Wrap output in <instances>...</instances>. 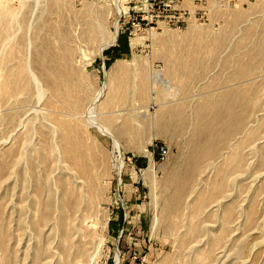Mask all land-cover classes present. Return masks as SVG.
Masks as SVG:
<instances>
[{
    "label": "rangeland",
    "instance_id": "rangeland-1",
    "mask_svg": "<svg viewBox=\"0 0 264 264\" xmlns=\"http://www.w3.org/2000/svg\"><path fill=\"white\" fill-rule=\"evenodd\" d=\"M78 240L264 264V0H0V264H83Z\"/></svg>",
    "mask_w": 264,
    "mask_h": 264
},
{
    "label": "bare ground",
    "instance_id": "bare-ground-1",
    "mask_svg": "<svg viewBox=\"0 0 264 264\" xmlns=\"http://www.w3.org/2000/svg\"><path fill=\"white\" fill-rule=\"evenodd\" d=\"M237 50H238L237 48H234L233 49V53H236ZM259 54H263V50L262 49L259 50ZM233 61H238V62L244 64L243 66L242 65L239 66V68L242 69V70H239L238 71V69H237L238 72H237V75L235 76V78H236V80H238V85H241L242 84V86H245V84H247V83H245V81H249V83L255 81V79L254 78L252 79V77H255L256 75H250V74H248L249 73L248 69L250 68V65L247 63V61L246 62L243 61V59L240 58L239 56H238V58H237V56H233ZM226 64H227V62H226ZM233 65L235 66V64H233ZM31 76H32V74H31ZM33 78L35 79L36 83H38V79H37L36 75ZM24 79H26V78H24ZM162 82L164 84H166L167 86H169V84H170L169 81H165L164 80ZM36 83H35V85H36ZM25 88H26L27 91H31V88L29 87L28 84L25 85ZM97 99H99V96L96 97L92 101L93 103L91 102L93 106H95L97 104ZM85 117L88 120V123H89V125L91 127L98 126L99 125L98 127H100L103 131L109 133V135L112 136V138H113L115 150L116 151H120L119 142L117 141V139L115 138V136L111 132H109V130L106 127H104L103 125H100V124L97 123V121H96L97 118H96V115H94V112L93 111H89V109H87V111L85 113ZM121 168H122V164L118 167V170H119L118 177H120ZM50 203H51V201L46 204V206H47L48 209H51V204ZM45 218L46 219H49L50 218L49 211H46ZM65 222H66V218H65V215H64V238H65V235L67 234L66 228H65ZM103 238H104V236L99 239L100 240V243H102ZM77 243H78V245H77ZM77 243L71 241L70 244H69V247L67 249H65V255H70L71 256V255H74V253L76 252V256H80L79 258L82 259L81 260V263H83V264H89L90 261H92V260H91V258H88L89 251H88L87 246H85L84 244H82L81 241L79 242V240L77 241ZM100 243L99 244L96 243L97 245L94 246V248H95L94 250L95 251L98 250V248L100 246ZM117 264H120L119 259H118V256H117Z\"/></svg>",
    "mask_w": 264,
    "mask_h": 264
},
{
    "label": "built area",
    "instance_id": "built-area-1",
    "mask_svg": "<svg viewBox=\"0 0 264 264\" xmlns=\"http://www.w3.org/2000/svg\"><path fill=\"white\" fill-rule=\"evenodd\" d=\"M168 154V150L165 147H161L159 150V155L161 156L162 159H164Z\"/></svg>",
    "mask_w": 264,
    "mask_h": 264
}]
</instances>
